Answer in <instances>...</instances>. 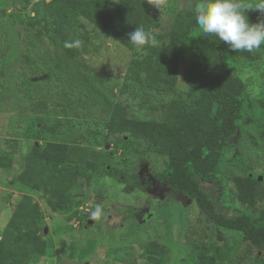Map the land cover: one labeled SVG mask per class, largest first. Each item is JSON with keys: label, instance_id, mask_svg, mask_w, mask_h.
Here are the masks:
<instances>
[{"label": "rangeland", "instance_id": "obj_1", "mask_svg": "<svg viewBox=\"0 0 264 264\" xmlns=\"http://www.w3.org/2000/svg\"><path fill=\"white\" fill-rule=\"evenodd\" d=\"M256 1L246 0L251 5ZM194 3L167 0L164 10L155 9L158 23L149 30L157 41L173 17L193 11ZM31 9L24 0H0V151L13 152L15 157L13 168L0 169V260L9 258L13 235L25 228L37 208L46 251L31 264H194L197 252L218 257L220 264L241 258L264 264V250L252 249L239 233L217 228L191 199L172 191L161 178L168 162L165 156L147 151L143 144L133 147L126 136L108 139L104 125L97 121L99 107L93 113L86 109L76 90L84 78L110 103L127 104L131 117L163 119L171 96L151 95L135 85L122 93L132 53L103 32L92 34L91 25L82 19L92 51L65 59L62 51L37 37V28L29 23L34 16ZM192 58H180L177 92L185 98L183 68ZM229 61L246 84L248 98L264 99V56L256 62L234 57ZM54 74L64 79L57 82ZM47 141L69 144L72 165L96 164L89 185L76 179L72 215L51 212L41 193L16 182L23 156L35 142ZM248 175L264 177V124L251 118L231 139L218 180L204 184L218 212L229 216L242 212L232 179ZM17 214L24 223L11 230ZM151 241L165 246V251L147 255L145 246Z\"/></svg>", "mask_w": 264, "mask_h": 264}, {"label": "trees", "instance_id": "obj_2", "mask_svg": "<svg viewBox=\"0 0 264 264\" xmlns=\"http://www.w3.org/2000/svg\"><path fill=\"white\" fill-rule=\"evenodd\" d=\"M24 1L32 6L34 16L29 23L37 28V37L45 39L55 51H62L65 59L72 60L92 51L90 32L82 19L91 25L92 34L103 32L132 53L122 93L135 85L151 95L171 96L164 106L163 119L131 117L127 104L110 103L101 89L84 78L76 90L84 99L86 109L93 113L94 107H99L97 121L104 125L108 139L114 135L126 136L133 147L143 144L147 151L165 156L168 162L161 178L169 183L173 192L191 199L214 226L239 233L252 249L264 250V183L250 175L232 179L242 208L236 216L218 212L204 189V184L215 183L220 177L221 159L244 121L251 118L264 124V99L248 98L246 84L235 74L229 61L230 57L245 62L261 60L264 46L251 53L233 52L215 36H205L201 32L194 11L183 10L173 17L155 46L137 51L128 43L127 34L136 26L142 25L149 30L158 23L155 9L148 0ZM256 3L258 0L252 5ZM247 16L251 23L264 19L256 10H249ZM77 40L78 45L75 44ZM189 55L193 58L183 68L187 87L185 98L177 89L180 58ZM58 68L64 73V68L59 65ZM54 75L57 82L64 79V75ZM69 150L66 142H35L23 156L21 170L16 176L17 183L31 192L41 193L55 214L72 215L76 179L89 185L96 173L94 162L70 164ZM14 164L13 152L0 151V169H11ZM41 220L42 214L36 208L25 228L13 235V251L8 259L0 260V264H31L34 258L45 255ZM23 223V217L17 214L10 229ZM164 251L165 246L155 241L145 246L147 255ZM206 255L197 252L194 264H220L218 257ZM234 264L249 263L241 258Z\"/></svg>", "mask_w": 264, "mask_h": 264}, {"label": "clouds", "instance_id": "obj_3", "mask_svg": "<svg viewBox=\"0 0 264 264\" xmlns=\"http://www.w3.org/2000/svg\"><path fill=\"white\" fill-rule=\"evenodd\" d=\"M148 3L160 12L166 8L167 0H148ZM249 10L264 15V0H258L255 5L246 0H195L193 8L195 22L205 36H215L233 52L251 53L264 46V19L251 23L247 16ZM127 35L128 43L137 51L158 43L153 32L142 25Z\"/></svg>", "mask_w": 264, "mask_h": 264}, {"label": "water", "instance_id": "obj_4", "mask_svg": "<svg viewBox=\"0 0 264 264\" xmlns=\"http://www.w3.org/2000/svg\"><path fill=\"white\" fill-rule=\"evenodd\" d=\"M258 181L264 183V177H258ZM95 215H96V214H94L93 217H95ZM89 223L91 224V223H92V220H90ZM47 232H48V229H45V233H47Z\"/></svg>", "mask_w": 264, "mask_h": 264}]
</instances>
